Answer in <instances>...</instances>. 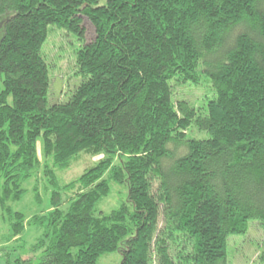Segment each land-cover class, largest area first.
Returning <instances> with one entry per match:
<instances>
[{
	"label": "trees",
	"instance_id": "1",
	"mask_svg": "<svg viewBox=\"0 0 264 264\" xmlns=\"http://www.w3.org/2000/svg\"><path fill=\"white\" fill-rule=\"evenodd\" d=\"M105 1V3H101ZM0 236L6 264H227L230 237L264 229V0H0ZM84 81L49 104V27L84 39ZM210 79L206 114L174 86ZM209 139H188L190 128ZM41 148L38 152V143ZM100 159L65 184L82 155ZM44 178L50 210L12 204ZM41 182V181H40ZM128 199L110 213L111 184ZM38 184V183H37ZM40 183L36 200L42 204ZM67 206L63 208V198ZM163 218V227L160 219ZM40 234L24 260L12 244ZM5 253V254H4ZM2 257V256H0ZM264 264V246L260 254Z\"/></svg>",
	"mask_w": 264,
	"mask_h": 264
},
{
	"label": "rangeland",
	"instance_id": "2",
	"mask_svg": "<svg viewBox=\"0 0 264 264\" xmlns=\"http://www.w3.org/2000/svg\"><path fill=\"white\" fill-rule=\"evenodd\" d=\"M105 3V1L101 2ZM10 14L0 17V37L3 34L5 20ZM83 27L85 29L84 39H80L76 34L70 33L65 29H58L55 26L49 27V33L46 43L42 48V55L49 66V76L51 87L49 93V104L67 102L75 90L84 81V77L78 72L77 51L83 48L87 43H92L96 38V31L91 22L83 17ZM174 100H186L189 104L200 110L203 115L206 114L208 102L215 98V92L212 89L211 81L208 77L202 76L199 85L190 83L177 85L173 83ZM209 139L210 135L206 131L199 130L193 125L188 132V139ZM41 140L38 143V152L41 148ZM99 157H92L88 154H82L72 166L65 171L59 172V179L62 183H69L78 178L85 170L92 167ZM41 182L35 179H29L24 183L26 194L21 201L12 204L15 211L24 213L28 219L35 214H42V211L50 210V198L45 194L44 178L39 177ZM40 183V196L43 201L39 204L36 200L35 186ZM111 194L103 199L99 205V211L110 213L119 207L122 202L128 199L127 183L111 184ZM67 198H63V208L67 206ZM1 212V211H0ZM8 224L0 218V235L7 230ZM160 227H163V218L160 219ZM40 232L35 227H28L22 235L19 242L12 244L15 252L12 253V259H15L21 252H26L24 260L32 258L34 262L37 256L28 254L30 248L35 244ZM1 237V236H0ZM264 246V229L257 220L249 222V230L246 234L234 235L230 237L227 248V264H261L260 254ZM0 253V264H6L5 256ZM5 254V253H4ZM97 264H122V255L119 252L103 255Z\"/></svg>",
	"mask_w": 264,
	"mask_h": 264
}]
</instances>
